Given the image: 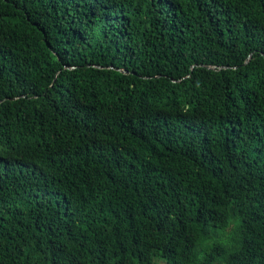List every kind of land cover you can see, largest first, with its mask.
<instances>
[{
  "label": "trees",
  "instance_id": "1",
  "mask_svg": "<svg viewBox=\"0 0 264 264\" xmlns=\"http://www.w3.org/2000/svg\"><path fill=\"white\" fill-rule=\"evenodd\" d=\"M0 264H264V0H0Z\"/></svg>",
  "mask_w": 264,
  "mask_h": 264
},
{
  "label": "rangeland",
  "instance_id": "2",
  "mask_svg": "<svg viewBox=\"0 0 264 264\" xmlns=\"http://www.w3.org/2000/svg\"><path fill=\"white\" fill-rule=\"evenodd\" d=\"M232 225H235V223H233ZM232 229H233V226L229 229V232L232 231ZM223 239H224V237L221 234V236H220V238L218 240L221 241ZM203 248H204V246H203Z\"/></svg>",
  "mask_w": 264,
  "mask_h": 264
}]
</instances>
